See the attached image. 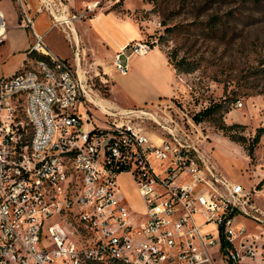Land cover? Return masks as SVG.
Listing matches in <instances>:
<instances>
[{
  "label": "built area",
  "instance_id": "obj_1",
  "mask_svg": "<svg viewBox=\"0 0 264 264\" xmlns=\"http://www.w3.org/2000/svg\"><path fill=\"white\" fill-rule=\"evenodd\" d=\"M12 1L33 40L18 70L0 80V264H241L254 257L256 238L237 216L262 222L263 212L190 133L145 110L107 111L101 125L85 126L88 93L72 37L103 0L80 7L77 0ZM40 15L48 31L66 36L74 61L51 53L36 29ZM7 32L0 9V41ZM155 47L131 42L115 56L116 71L126 75L130 56ZM145 118L163 132L152 136L133 123ZM121 174L130 176L142 211L124 197Z\"/></svg>",
  "mask_w": 264,
  "mask_h": 264
},
{
  "label": "rangeland",
  "instance_id": "obj_2",
  "mask_svg": "<svg viewBox=\"0 0 264 264\" xmlns=\"http://www.w3.org/2000/svg\"><path fill=\"white\" fill-rule=\"evenodd\" d=\"M92 1L102 0H77L78 7ZM102 7V11L113 10L132 17L144 40L154 42L167 54L177 73L178 91L174 97L156 104L106 106L105 101L112 100L111 82L105 81L102 70L92 67V53H88L80 70L87 82L89 100L87 111H81L89 118L85 126L101 125L108 119L105 108L114 113L145 110L161 125L190 133L192 141L197 142L220 173L241 184L249 192L251 202L263 212L262 222L243 213L238 214L237 222L245 227L246 235L256 238L257 254L241 264H264V133L256 141L264 128V0H103ZM0 9L10 37L0 41L1 80L18 70L33 36L19 25L12 0H0ZM36 29L41 33L48 31L46 15L37 18ZM57 32H48L45 41L57 55L68 57L67 44ZM179 62L196 69L178 70ZM113 101L117 104V100ZM215 103L223 104L219 114L224 124L240 125L233 132L239 142L230 140L211 121L194 122L195 114ZM20 119L26 120L23 114ZM133 123H139L152 136L163 132L161 126L147 118ZM119 182L130 205L142 211L130 176L121 174ZM197 219L201 222V217Z\"/></svg>",
  "mask_w": 264,
  "mask_h": 264
},
{
  "label": "crops",
  "instance_id": "obj_3",
  "mask_svg": "<svg viewBox=\"0 0 264 264\" xmlns=\"http://www.w3.org/2000/svg\"><path fill=\"white\" fill-rule=\"evenodd\" d=\"M126 7L130 9L128 5ZM46 31L38 32L45 35V38L48 32H53ZM76 32V36L72 38L78 43L79 68L81 69L88 59V53H92V67L95 65L102 70L105 81L111 82L112 100H109V103L105 101L107 106H117L120 103L140 107L156 104L177 95V73L171 66L167 54L159 47H155L146 56H130L126 75L116 71L114 60L117 53L131 42L144 40L140 27L129 15L113 10L100 11L88 20L76 23ZM57 35L67 44L70 54L68 57L61 58L74 61V49L70 42L63 33L58 31ZM8 38L10 37L7 36ZM29 46L25 49L19 66ZM48 48L52 54L60 57L49 46ZM85 85L87 86V82ZM113 99L117 100V104Z\"/></svg>",
  "mask_w": 264,
  "mask_h": 264
},
{
  "label": "trees",
  "instance_id": "obj_4",
  "mask_svg": "<svg viewBox=\"0 0 264 264\" xmlns=\"http://www.w3.org/2000/svg\"><path fill=\"white\" fill-rule=\"evenodd\" d=\"M178 70L185 71V72H192L196 68L190 67V65H185L184 62H179ZM223 110V104L222 103H215L210 105L209 107L205 108L204 110L198 112L193 116V120L195 123L199 124L204 121H211L213 124L223 132L225 136H228L230 140L234 142H239L238 138L233 134V132L240 128L239 124H234L231 126H228L224 124L222 119V114L220 115ZM264 133V128H262L256 138V141L259 139V137ZM262 183V182H261Z\"/></svg>",
  "mask_w": 264,
  "mask_h": 264
},
{
  "label": "bare ground",
  "instance_id": "obj_5",
  "mask_svg": "<svg viewBox=\"0 0 264 264\" xmlns=\"http://www.w3.org/2000/svg\"><path fill=\"white\" fill-rule=\"evenodd\" d=\"M80 70H81V69L79 68V74H80V77H81L82 80H84V78H83L84 76L81 75V73H80L81 71H80ZM94 102H95V101H94ZM106 106H107V105H106ZM104 110H105V112H107V111H109V108H105ZM122 112H124V110H123Z\"/></svg>",
  "mask_w": 264,
  "mask_h": 264
}]
</instances>
